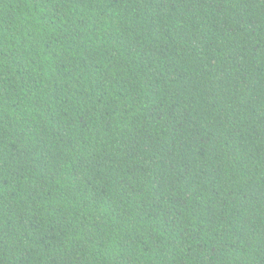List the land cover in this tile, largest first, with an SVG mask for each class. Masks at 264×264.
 <instances>
[{
	"label": "trees",
	"instance_id": "1",
	"mask_svg": "<svg viewBox=\"0 0 264 264\" xmlns=\"http://www.w3.org/2000/svg\"><path fill=\"white\" fill-rule=\"evenodd\" d=\"M0 264H264V0H0Z\"/></svg>",
	"mask_w": 264,
	"mask_h": 264
}]
</instances>
